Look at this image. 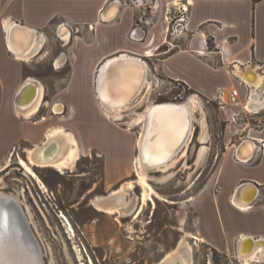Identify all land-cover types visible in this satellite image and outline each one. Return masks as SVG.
<instances>
[{
  "label": "crops",
  "instance_id": "crops-1",
  "mask_svg": "<svg viewBox=\"0 0 264 264\" xmlns=\"http://www.w3.org/2000/svg\"><path fill=\"white\" fill-rule=\"evenodd\" d=\"M112 1L115 0H0V155L9 150L15 139L37 140L49 127L48 123L34 125L36 121L17 118L11 107V96L25 80L21 69H73L72 91L63 102L73 118L68 120L73 131L82 126L85 133L89 131V121H93L90 132L97 141L104 139L97 126L102 127L105 120L98 113L90 115L82 106L90 99L93 74L111 57L124 54L159 58L156 69L163 76L184 83L208 102L231 104L232 91L238 90L241 106L222 107L228 115L224 133L227 152L215 176L208 180L201 200L197 198L195 206L201 217L195 234L206 241L200 245L218 251L229 264H243L236 253L240 239L251 236L264 244V153L259 148L257 158L241 161L237 150L246 139H264V125L261 130L253 128V123L264 121V110L258 114L249 112L252 87L235 72L251 66L257 73L260 69V75L264 73V0H194L186 12L192 38L186 40V47L166 53L165 57L168 42L165 5L173 0H154L149 4L153 9L149 13L143 1L139 5L140 2L117 0L120 3L117 18L103 22L101 16ZM138 15L147 17L148 24L135 30ZM6 23H19L41 34L39 49L31 60H17L9 51ZM62 24L72 31L66 47L57 35ZM208 41L214 45L213 50L209 49ZM40 81L44 84L42 78ZM253 86L257 92L264 91V83ZM70 107L74 108L73 114ZM45 110L48 109L41 113ZM20 120L22 123H18ZM95 124L99 125L95 128ZM9 138L11 142L6 147ZM114 147L119 164V149L123 147L116 141ZM245 183L259 187L252 206L235 202L237 191ZM251 194L252 189H245L239 198L244 202ZM210 263L215 264L211 257L207 264ZM250 264H264V257Z\"/></svg>",
  "mask_w": 264,
  "mask_h": 264
},
{
  "label": "rangeland",
  "instance_id": "rangeland-1",
  "mask_svg": "<svg viewBox=\"0 0 264 264\" xmlns=\"http://www.w3.org/2000/svg\"><path fill=\"white\" fill-rule=\"evenodd\" d=\"M168 9L165 15L174 23L171 17L182 14L175 6L171 5ZM185 17L187 19V14ZM183 24L184 27H179L176 34L169 33L170 45L167 49H174L172 53L188 44L186 40L190 36L186 30L187 21ZM208 46L210 50L214 49V45L209 41ZM167 54L165 52L163 56ZM142 58L149 63L156 75L155 83L147 103L141 105L135 113L123 114L122 121L110 120L105 114L106 111L99 105L95 94L97 71L93 74L90 99L82 107H85L90 115L98 113L100 118L103 116V126L95 124V128L97 126L99 134L104 138L99 141L94 140L95 135L90 132V124L93 121L88 123V132L85 133L82 126H77L78 130L73 131L69 123L72 118L69 112L57 116L51 108L59 101L66 102V98L70 96L73 69H21L22 79L42 78L48 103L42 110H48L40 112L41 115L39 113V116L30 120L20 119L36 121L34 125L48 123L49 127L37 140L15 139L9 150L0 155V192L18 198L20 209L37 238L40 250L42 249L45 264H157L167 254L174 253L183 241L193 246L194 264H207L210 257L215 264H229L218 251L206 245L196 244L190 235L200 237L195 234L201 217L195 204L197 198L201 200L208 180L215 176L219 163L227 152L224 133L228 115L222 107L232 106L228 101L227 105L208 102L207 99L195 95V91L184 83L163 76L160 69H156L159 68V58ZM234 70L229 69L231 72ZM258 71L260 73V69ZM192 98L198 99L205 113L208 129L206 144L199 140L201 129L196 121V132L185 160L164 176L161 173H149V183L154 194L137 219L133 213L121 216L98 211L94 200L109 197L116 191H127L126 198L131 203L130 207L135 205L133 202L136 200L135 208L142 195L134 168L141 126L131 129L135 124H124L139 120L148 103H186ZM238 102L240 105L239 98ZM73 109L70 107L71 114ZM42 116L48 121L39 123ZM196 116L200 119L202 113L198 111ZM94 119L95 116L92 117V120ZM18 123H22L21 120ZM53 127H63L74 134L80 148V158L75 168L64 173L51 167L33 166L29 161V151L42 146L46 141V133ZM7 140L6 147H9L10 138ZM114 141L123 147L119 149V164L114 153ZM203 146H207L208 152L204 159L198 162V152ZM20 159L31 167L39 180L21 165ZM4 167L6 168L3 169ZM131 182L134 183L133 189L127 187ZM69 225H72L73 232L69 231Z\"/></svg>",
  "mask_w": 264,
  "mask_h": 264
},
{
  "label": "bare ground",
  "instance_id": "bare-ground-1",
  "mask_svg": "<svg viewBox=\"0 0 264 264\" xmlns=\"http://www.w3.org/2000/svg\"><path fill=\"white\" fill-rule=\"evenodd\" d=\"M193 1L194 0H189L188 5H186L187 10H188L189 5L190 6L192 5ZM175 5H180V2H176ZM115 14H116V11L115 12L110 11V13H108L107 16L109 18H112L115 16ZM18 24L19 23H10V24L6 23V28H7L6 35H7L8 48H9V51L12 52L14 56H16L17 60H28L29 61L31 60L33 55L37 53L39 48L32 51V49L35 46L34 34H31V32L29 31L31 30L30 28H23L19 26L21 24L19 25ZM12 27H17V39L18 40H16L17 42L15 45H12L8 38V32L11 30ZM66 32L67 30L63 28L62 34ZM26 47H29V48L24 53H21V54L16 53V51H20L19 49L23 50ZM124 56L129 57V56H134V55H124ZM103 63L99 66V69H97V75L95 77V94L97 97V101L103 109L106 108L105 114L110 120L122 121L124 119L123 114H122L123 110H129L130 113H135L137 112L138 108L141 107V105H144V103H147L146 100L148 99L152 91L153 85L155 83V78H153L152 82L145 81L143 87L140 89L139 93L137 94V98L133 101V103L127 105L124 108L113 107L111 109H107V107L100 100V96L98 94V86H97L98 74L100 71V67L103 65ZM57 65H59V63H57ZM239 72H241V70H239ZM249 78L254 81V84L256 85V87H260L264 83V76L257 73L256 70L251 69L249 73ZM30 87L32 89V93L27 94V91ZM125 87L126 88H125L124 93L126 94L130 90L129 88L131 87V85H125ZM234 91L235 90L232 91L231 97H233ZM45 93H46L45 85L40 80L31 77V78H28V80L26 79L22 81L20 85L17 87L13 95V100H12L13 110L16 116L18 118H24L27 120L33 119L34 117L38 116L42 108L48 105L45 99ZM27 95L31 96V99L28 102H26ZM237 100H238V97H237ZM167 103H173V102H167ZM157 104L159 103H153V104L148 103V106L145 107L144 110L141 112L139 120H134L132 123L128 122L124 124L127 126L130 124H135L131 127V129H135L139 125L141 126L140 134L137 140V156L134 161V168L138 176V184L142 188V195L138 199L139 204L137 208H135L137 204L135 203L136 200L135 201L133 200L134 202L132 201L135 205L130 207L131 203L126 198L127 191L119 190V191L114 192L109 197L95 199L93 203H94L95 208L98 211L106 212L110 215L120 214L121 216L133 213V215H136V219H137L141 215L142 210L145 208L147 203L152 199V196L154 194V190L151 184L149 183V173H153V172L161 173L164 176V174L168 173L169 171H171V169L175 168L179 163L185 160V158L188 155L190 145L193 141V138L196 132V121H198V124L201 129L199 140L202 142V144H206V141L208 139L207 121H206L204 110L202 109V106L199 103L198 99L192 98L186 103H175V104H182L184 106L183 108L175 107L174 110L176 111L172 113L166 111L165 113H161L158 116L160 118L158 120L161 122L160 125L170 124L169 130L171 131V134L169 132L160 133L159 139L161 140L159 142H156L155 145L154 144L150 145L149 148L151 149V152H152L150 155L151 160L160 161L161 159L167 158L171 153H173L172 151L173 148H175V146L184 138V133L186 131V126L188 122L186 113H189L192 119V129H191L189 138L184 144L183 148L180 149V151L176 153L175 157L172 158V160H170L169 162H166L163 165L157 166V167H151L150 165L145 164L143 160V156H142L145 124L147 121V115L150 112L152 106L157 105ZM231 106L232 107L235 106L232 103V99H231ZM51 108L53 110V113L57 116H63L67 112V106L66 104L62 102L55 103L54 105L51 106ZM247 108L248 110H250L252 108V105L248 104ZM198 111L202 113V116L200 119L197 118L196 116V113ZM46 121H48L47 118L43 117L39 123H45ZM159 129L160 128H158L155 131L156 134H157V131H159ZM254 148H255L254 145H252L251 150L247 148L246 151H244L245 157H249V155H251V151ZM63 151H65L64 154H63ZM207 152H208L207 146L201 147V149L198 152L197 161L200 162L202 159H204ZM79 158H80V148H79L76 137L74 136V134L65 130L63 127L51 128L46 133L45 143L42 146H37L33 150L29 151L30 164H32L33 166H38V167H51L62 173H64L66 170L74 169ZM9 162L10 161H8V164ZM20 163L37 178V176L32 171L31 167L28 166L22 159H20ZM6 167H4L3 169H5ZM133 186H134V183L132 182L128 183L127 185V187L130 189H133ZM42 187H44L43 184H42ZM1 195L6 196L7 199H12L15 202L13 205L17 208H21L20 202L16 196L9 195L5 192H0V196ZM254 198H255V195L251 194L248 197V200L251 201ZM236 203L240 204V206H245L244 204H247V203H240V202L239 203L236 202ZM14 223L18 231L16 232V234L20 233L21 229L19 228L17 221L14 220ZM69 231L73 232L72 225H69ZM190 236L193 239H195L196 244H202L206 242L204 238L194 236V235H190ZM242 239H244V241L246 240V242H245L243 249L241 250V254L238 255V258L240 259V261L243 264L244 263L250 264L251 262L262 260L264 257V247L259 242L261 240L253 238L251 236H244ZM248 239H251V240H248ZM22 240L23 242L21 245L18 243H16L15 245L18 251V255L21 257V259L24 260V264H35L36 256L33 254L30 244L25 242L26 241L25 237L22 238ZM157 264H194L193 246L189 244L188 242L183 241L177 247L174 253L167 254L166 257L163 258V260Z\"/></svg>",
  "mask_w": 264,
  "mask_h": 264
},
{
  "label": "water",
  "instance_id": "water-1",
  "mask_svg": "<svg viewBox=\"0 0 264 264\" xmlns=\"http://www.w3.org/2000/svg\"><path fill=\"white\" fill-rule=\"evenodd\" d=\"M120 9V3L115 0L112 1L106 10L103 12L101 16V20L103 22H111L114 21ZM110 11H116L114 17L109 18L107 15ZM19 25V24H18ZM23 28H30L24 25H19ZM66 29L67 32L62 34V29ZM143 27H141L142 29ZM29 30L31 34H34L35 46L32 49L34 51L38 48L39 43L42 41L41 34H39L36 30L30 28ZM58 37L62 41L63 47H66L71 42L72 31L71 29L62 24L58 31ZM145 37V31L143 32V38ZM8 38L12 45L16 44L17 39V27H12L8 32ZM70 38V39H68ZM29 47L24 48L23 50L16 51V53L21 54L24 53ZM149 63L146 60H143L142 57L129 56L125 57L124 55H119L113 57L100 67V71L97 78V86H98V94L100 96L101 102L107 107V109L115 108H124L127 105L133 103V101L137 98V94L140 89L143 87L145 81L152 82L154 76L152 68L149 67ZM250 69L249 71H247ZM251 69H254L251 66H247L246 69L241 72L236 71L235 74L245 83H247L250 87H252V92L249 96L248 104L252 105L250 109V113L258 114L264 110V91H258L253 87L254 81L249 78V73ZM263 74V73H262ZM264 75V74H263ZM28 80V79H27ZM125 85H131L130 90L125 94ZM32 87V86H31ZM31 87L28 89L27 94L32 93ZM33 88V87H32ZM34 90V89H33ZM31 99V96H26V102ZM247 104V106H248ZM182 104L175 103H161L152 106L150 112L147 115V121L145 124L144 130V139H143V149L142 156L145 164L150 165L151 167L161 166L166 162L172 160L175 157L176 153L183 148L184 144L189 138L191 129H192V119L189 113H186L187 117V126L186 131L184 133V138L173 148V153H171L167 158H163L160 161H153L150 158L151 149L149 148L151 144L159 142L160 133L169 132L170 124L160 125L161 122L158 116L161 113L174 112L175 107H182ZM104 107V106H103ZM106 109V108H105ZM104 109V110H105ZM142 110L141 108L139 109ZM106 111V110H105ZM129 113V110H123L122 114ZM157 134L155 131L158 129ZM252 145H254V149L251 151V155L249 157H245L244 151L245 148L251 150ZM260 145L257 144L252 139H246L243 141L237 150V158L241 161L245 159L257 158L258 149ZM150 150V152H149ZM257 151V152H256ZM245 189H252V194L255 195L253 200H246L244 202L247 203L248 206L254 205L259 195V187L253 183H245L243 186L239 188L237 191V195L235 197L236 202L244 203L240 200L241 193ZM15 202L12 199H7L6 196H0V264H24V260L18 255V251L15 247L16 243L22 244V238L25 237L27 243L30 244L31 250L33 254L36 256L35 264H45L44 255L42 256V249L40 250L39 243L37 242V238L32 231V228L29 226L27 218L23 211L20 208L15 207L13 204ZM14 220L17 221L19 228L21 229L20 233H17V228L15 226ZM16 230V231H15ZM19 238V239H18ZM251 240V239H248ZM254 240V239H253ZM261 240V239H260ZM246 240L240 239L237 243V255L241 254V250L245 245ZM263 247V240L259 241Z\"/></svg>",
  "mask_w": 264,
  "mask_h": 264
},
{
  "label": "flooded vegetation",
  "instance_id": "flooded-vegetation-1",
  "mask_svg": "<svg viewBox=\"0 0 264 264\" xmlns=\"http://www.w3.org/2000/svg\"><path fill=\"white\" fill-rule=\"evenodd\" d=\"M120 1H125V0H120ZM131 1L134 4H136V3L138 4L140 2L139 5H141V1H143L144 5H147L148 6L147 9H150L148 11V13L151 12V7L149 6V4L150 3H152V4L154 3V0H131ZM183 1L184 2H187L188 0H173L170 3H167L165 5V11L167 10V12H168L169 11L168 7L171 6V5L172 6H175V3L176 2H180V4H181ZM145 16H146V14H145ZM146 19H147V17H145V19H144V17L142 15H138L137 16V22H136L135 30L141 29V27L144 28V26L148 24ZM168 19H169V17L165 15V22H166V27H167V38L169 36V33L173 35V32L172 31H174L175 29L177 30V27L180 25L179 23H177L178 20L180 19V15L174 16L172 18V20L174 21V23H170L168 21ZM186 30H188V25L186 27ZM188 32H189V30H188ZM169 45H170V43L168 41L166 47L168 48ZM165 51H166V53H170L173 50L170 48V49H166Z\"/></svg>",
  "mask_w": 264,
  "mask_h": 264
},
{
  "label": "built area",
  "instance_id": "built-area-1",
  "mask_svg": "<svg viewBox=\"0 0 264 264\" xmlns=\"http://www.w3.org/2000/svg\"><path fill=\"white\" fill-rule=\"evenodd\" d=\"M188 3H189V0H188L187 2L181 3L180 5H175V7L177 8V10H178L182 15L180 16V19H179L178 22H177V23H179L180 25L177 27V30L175 29V30L173 31V35L176 34V33L179 31V27H184V25H185V24H183V23L186 22L185 14H186V12H187L186 5H188ZM189 6H190V5H189ZM171 19H172V17H171ZM168 21H169L170 23H172V22L170 21V17H169ZM172 21H173V20H172ZM246 84H247V83H246ZM237 97L239 98V93H238V90H235L234 93H233V97H232V103H233V105H235V106H233V107H239V106H241V105L238 104ZM220 104H222V103H220ZM234 120H235V119H234ZM263 125H264V121H258V122H256V123H253V128H254L255 130H261L262 127H263ZM252 140L255 141L257 144L260 145V150L264 153V139H256V140L252 139Z\"/></svg>",
  "mask_w": 264,
  "mask_h": 264
}]
</instances>
